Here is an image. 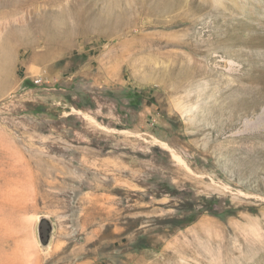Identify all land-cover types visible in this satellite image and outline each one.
<instances>
[{
  "label": "rangeland",
  "instance_id": "rangeland-1",
  "mask_svg": "<svg viewBox=\"0 0 264 264\" xmlns=\"http://www.w3.org/2000/svg\"><path fill=\"white\" fill-rule=\"evenodd\" d=\"M0 247L264 264V0H0Z\"/></svg>",
  "mask_w": 264,
  "mask_h": 264
},
{
  "label": "water",
  "instance_id": "water-1",
  "mask_svg": "<svg viewBox=\"0 0 264 264\" xmlns=\"http://www.w3.org/2000/svg\"><path fill=\"white\" fill-rule=\"evenodd\" d=\"M42 220H43V219H42ZM42 220H41V221H42ZM44 221H47V219L44 218ZM43 237H44V236H41L42 243H43V244H47V243L49 242L50 235L48 236V238H47L46 240H44Z\"/></svg>",
  "mask_w": 264,
  "mask_h": 264
},
{
  "label": "bare ground",
  "instance_id": "bare-ground-1",
  "mask_svg": "<svg viewBox=\"0 0 264 264\" xmlns=\"http://www.w3.org/2000/svg\"><path fill=\"white\" fill-rule=\"evenodd\" d=\"M2 251H3V248L0 247V253H2ZM3 252H4V251H3ZM6 253H7V252H5V254H6ZM10 253H11V252H10ZM3 254H4V253H3ZM3 254H2V255H3ZM16 254H17V252H16ZM12 255H13V253H12ZM14 255H15V253H14ZM14 255H13V256H14ZM13 256H12V257H13ZM9 257H11V255H10ZM4 259H5V258H4ZM0 260H1V255H0ZM8 260H9V259H8ZM8 260H7V262H8ZM13 260H14V259H13ZM1 261H2V260H1ZM15 261H16V260H15ZM15 261H14V262H15ZM5 262H6V261H5ZM29 264H30V263H29Z\"/></svg>",
  "mask_w": 264,
  "mask_h": 264
}]
</instances>
